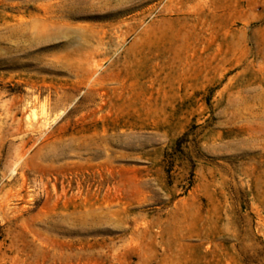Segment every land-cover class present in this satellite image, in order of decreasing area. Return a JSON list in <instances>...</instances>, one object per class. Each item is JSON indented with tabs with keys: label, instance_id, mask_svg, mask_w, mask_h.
<instances>
[{
	"label": "rangeland",
	"instance_id": "374dc122",
	"mask_svg": "<svg viewBox=\"0 0 264 264\" xmlns=\"http://www.w3.org/2000/svg\"><path fill=\"white\" fill-rule=\"evenodd\" d=\"M0 264H264V0H0Z\"/></svg>",
	"mask_w": 264,
	"mask_h": 264
},
{
	"label": "trees",
	"instance_id": "16d2710c",
	"mask_svg": "<svg viewBox=\"0 0 264 264\" xmlns=\"http://www.w3.org/2000/svg\"><path fill=\"white\" fill-rule=\"evenodd\" d=\"M2 239V234H0V240Z\"/></svg>",
	"mask_w": 264,
	"mask_h": 264
}]
</instances>
